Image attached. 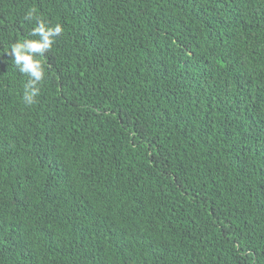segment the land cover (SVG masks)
<instances>
[{
	"label": "trees",
	"instance_id": "trees-1",
	"mask_svg": "<svg viewBox=\"0 0 264 264\" xmlns=\"http://www.w3.org/2000/svg\"><path fill=\"white\" fill-rule=\"evenodd\" d=\"M0 264H264V0H0Z\"/></svg>",
	"mask_w": 264,
	"mask_h": 264
},
{
	"label": "clouds",
	"instance_id": "clouds-1",
	"mask_svg": "<svg viewBox=\"0 0 264 264\" xmlns=\"http://www.w3.org/2000/svg\"><path fill=\"white\" fill-rule=\"evenodd\" d=\"M24 19L36 22L31 32V36L35 38L16 41L11 46L10 52L14 56L13 62L18 70L29 78L24 85L23 100L26 105H32L39 94V85L44 81L46 75L42 57L52 48L57 36L64 29L59 23L49 26L36 15L34 8L26 12Z\"/></svg>",
	"mask_w": 264,
	"mask_h": 264
}]
</instances>
